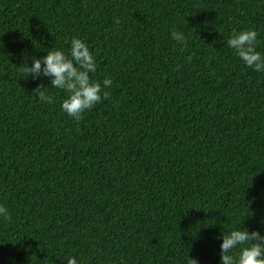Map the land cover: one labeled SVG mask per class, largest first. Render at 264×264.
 Wrapping results in <instances>:
<instances>
[{
	"label": "trees",
	"instance_id": "16d2710c",
	"mask_svg": "<svg viewBox=\"0 0 264 264\" xmlns=\"http://www.w3.org/2000/svg\"><path fill=\"white\" fill-rule=\"evenodd\" d=\"M249 28L264 54V0H0V264H222L223 233L264 235V72L227 45ZM73 37L113 81L80 122L20 71Z\"/></svg>",
	"mask_w": 264,
	"mask_h": 264
},
{
	"label": "clouds",
	"instance_id": "9594fccd",
	"mask_svg": "<svg viewBox=\"0 0 264 264\" xmlns=\"http://www.w3.org/2000/svg\"><path fill=\"white\" fill-rule=\"evenodd\" d=\"M114 19L116 23H120L119 18ZM171 35L173 40L186 44L187 37L183 32L174 29ZM257 37V31L252 28L233 30L227 45L235 50L237 57L247 67L264 72V54L257 51ZM187 60L191 62L192 57L188 56ZM31 61V66L29 63H23L20 71L33 79L47 77L51 80V87L65 91L68 95L62 101V110L76 122H80L84 113L93 109L102 99L109 98L110 93L104 89L110 87L113 81L105 77L102 86L101 82L90 78V73L96 72L97 65L88 45L81 38L71 39L67 55L53 47L42 58L32 57ZM48 88L41 83L33 89L32 94L41 102L53 103L54 97L48 94ZM0 216L11 219L3 205H0ZM219 238L223 241L220 246L222 264H264V235L258 230L233 229ZM237 248L239 252L233 255V250ZM67 264H78V261L74 256L69 257ZM187 264L199 262L189 255Z\"/></svg>",
	"mask_w": 264,
	"mask_h": 264
}]
</instances>
